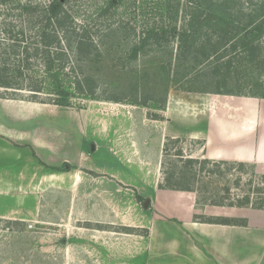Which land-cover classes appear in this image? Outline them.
<instances>
[{
    "label": "rangeland",
    "instance_id": "rangeland-1",
    "mask_svg": "<svg viewBox=\"0 0 264 264\" xmlns=\"http://www.w3.org/2000/svg\"><path fill=\"white\" fill-rule=\"evenodd\" d=\"M256 1L241 3L246 10ZM25 2L0 6V52L13 49L20 58L23 48L32 51L35 42L25 30L16 34L24 25L11 8ZM106 2L71 3L78 24L113 30L94 38L98 61L93 54H71L65 70L75 68L91 76L93 95L77 93L72 78L63 81L72 95L68 107L39 102H49L53 81H46L38 102H31L26 90L0 91V264H146L153 189L163 190L158 186L166 173L188 172L185 159H203L202 143L163 138L168 95L264 96V38L252 55L237 50L179 82L166 75L168 64L177 68L175 43L166 48L162 38L157 46L154 39L144 41L159 25L156 9H163L164 0H120L111 16L97 18ZM10 21L15 28L8 26ZM43 71L34 63L25 75L42 77ZM61 165L67 171L50 169ZM209 168L191 169L196 174L194 192L186 193L196 212L213 207L202 205V200H234L249 190L252 195L258 185L251 167L222 168L224 174L217 176L209 175ZM19 209V215L12 214ZM192 222L181 227L165 218L153 224L154 252L160 255L154 262L210 264L216 258L210 245L193 237Z\"/></svg>",
    "mask_w": 264,
    "mask_h": 264
},
{
    "label": "trees",
    "instance_id": "trees-1",
    "mask_svg": "<svg viewBox=\"0 0 264 264\" xmlns=\"http://www.w3.org/2000/svg\"><path fill=\"white\" fill-rule=\"evenodd\" d=\"M13 1L15 0H0V6H7ZM73 1L77 0H47L45 2L27 0L11 8L16 11L13 17L20 20L21 26L24 25L16 34L23 35L25 30L32 35L35 42L31 46L32 51L28 46L23 48L21 58L20 53L12 51L13 49L10 52L6 50L0 52V91L1 89L5 92L12 90L15 93L26 90L31 93L29 100L38 102V94L44 89L46 81H53V87L50 90L52 92L47 95L49 102L44 100H39V102L68 107L72 95L64 87L63 81H71L72 78L74 90L77 93L85 96L94 94L91 76H86L75 68H70V73H65V70L67 66L69 67L71 54L80 57L93 54L92 57L98 61L101 55L97 53L94 38L105 32L112 33L113 30L111 27L103 28L97 24L75 22L76 14L74 15V8L71 6ZM241 2L243 0H164L163 9H156L159 25H154L148 31L144 41L149 43L151 39H154L152 41L157 46L160 44L158 39L162 38L163 47L166 48L170 43H175L178 64L174 70L171 63L168 64L166 75L170 79L183 82L201 69L208 68L210 63L221 62L228 54L238 50L242 54L252 55L254 50L259 48V42L264 38V0H257L252 9L246 10ZM119 4L120 0H107L103 9L97 14V18L111 16V11ZM10 16L11 14H8L7 19ZM8 26L15 28L11 21L8 22ZM11 32L13 31L9 33ZM31 63H38L43 67L42 77L25 75ZM215 94L222 95L219 92ZM2 95L0 92V98ZM253 97L264 99V96ZM172 140L169 139V142ZM177 142L179 141L176 139L174 143ZM167 147L166 145L163 153L167 152ZM175 155L180 156L181 152ZM182 163L185 170L189 171H181L177 175L176 172L164 174L163 183L158 186L160 189L194 192L191 186L195 184L196 174L191 171L196 166L202 172L209 165L208 174L211 176L224 174L222 168L228 171L233 169L243 171L251 167V177L254 176L258 180V185L251 190L252 195L249 190L234 200L221 197L218 200L217 198L209 201L202 200L201 204L213 207L264 210V174L258 175L253 166L207 159H185ZM50 169L54 172L67 171L64 165L50 167ZM137 199L143 200L141 196H137ZM225 201L228 203H224ZM200 219L196 215L193 216L195 223ZM201 222L221 224L219 220L212 219ZM245 225L246 223L243 222V226Z\"/></svg>",
    "mask_w": 264,
    "mask_h": 264
},
{
    "label": "crops",
    "instance_id": "crops-1",
    "mask_svg": "<svg viewBox=\"0 0 264 264\" xmlns=\"http://www.w3.org/2000/svg\"><path fill=\"white\" fill-rule=\"evenodd\" d=\"M167 137L202 143L203 159L248 164L264 174V99L219 94L186 99L169 94L163 111V138ZM151 208L146 264H157L153 258L160 256L154 252L153 224L167 218L184 227L193 214L221 223L191 224L193 237L215 252L210 264H264V210L205 207L196 212L186 192L157 187ZM20 213L19 209L12 214Z\"/></svg>",
    "mask_w": 264,
    "mask_h": 264
}]
</instances>
